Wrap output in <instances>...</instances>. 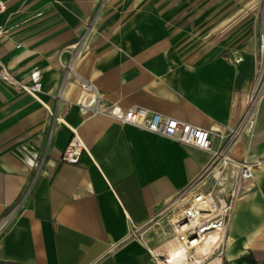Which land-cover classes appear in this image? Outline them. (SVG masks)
I'll use <instances>...</instances> for the list:
<instances>
[{"label":"crops","instance_id":"obj_1","mask_svg":"<svg viewBox=\"0 0 264 264\" xmlns=\"http://www.w3.org/2000/svg\"><path fill=\"white\" fill-rule=\"evenodd\" d=\"M4 1L0 63L18 80L39 82L41 92L37 100L0 87V216L37 172L21 214L0 238V264H162L154 250L170 230L148 221L210 154L87 113L93 97L72 73L105 104L140 106L209 130L216 149L243 113L255 58L176 49L174 36L148 16L164 0H108L110 11L121 10L117 29L113 19L91 22L98 0ZM74 131L85 151L77 164L60 162ZM246 147L249 160L264 159V99L252 137L243 135L233 154ZM246 188L227 227L228 264L264 260L254 253L264 242V162Z\"/></svg>","mask_w":264,"mask_h":264},{"label":"built area","instance_id":"obj_2","mask_svg":"<svg viewBox=\"0 0 264 264\" xmlns=\"http://www.w3.org/2000/svg\"><path fill=\"white\" fill-rule=\"evenodd\" d=\"M5 10L6 3L0 0V15ZM259 20L256 69L245 108L234 126L220 136L222 144L216 149L212 147L209 130L144 107L122 108L114 104H105L92 84L72 73V77L80 83L81 91L93 97V104L83 106L87 113L105 115L120 125L138 127L151 134L194 146L210 154L208 164L199 175L176 192L175 196L148 221L149 228L159 229L162 223L167 222L170 228L169 239L177 247L172 255L167 250L162 252L154 250L155 258L162 264H174V262L209 264L215 260L221 261L227 242V227L234 206L246 192L253 171L264 162L261 158L249 160L248 147L239 156L233 154L243 135L252 137L259 105L264 99V0H262ZM5 32L4 27L0 25V39ZM241 59L239 57L236 61ZM0 81L7 87L27 93L38 100L41 84L37 81L29 84L18 80L14 73L1 63ZM57 99H60V93L57 94ZM84 151V144L74 131L62 150L59 161L77 164ZM36 176L37 172L16 201L0 216V238L12 228L21 214L24 201ZM136 233V230L132 231L129 236H134Z\"/></svg>","mask_w":264,"mask_h":264},{"label":"rangeland","instance_id":"obj_3","mask_svg":"<svg viewBox=\"0 0 264 264\" xmlns=\"http://www.w3.org/2000/svg\"><path fill=\"white\" fill-rule=\"evenodd\" d=\"M110 1L98 0L91 22L98 21L104 25L108 19H113L117 29L121 10L117 11V7L110 11L114 6ZM158 6L160 9L148 12V16L160 20L158 30L174 36L176 49L204 51L211 56L221 55L232 59L247 55L256 57L262 0H164ZM0 87L7 86L0 81ZM168 238L170 235L164 241L170 240ZM259 244L260 252L253 251L261 259L264 258V242ZM245 254L254 259L252 253ZM222 260L209 264H228Z\"/></svg>","mask_w":264,"mask_h":264},{"label":"bare ground","instance_id":"obj_4","mask_svg":"<svg viewBox=\"0 0 264 264\" xmlns=\"http://www.w3.org/2000/svg\"><path fill=\"white\" fill-rule=\"evenodd\" d=\"M258 246H260V245L254 246V248L258 247ZM175 249H177V247L174 245V242L170 239L168 241L166 240L165 243L161 247L157 248L156 252H162V250H167L168 253L172 255V254H174ZM170 264H172V263H170ZM174 264H180V263L174 262Z\"/></svg>","mask_w":264,"mask_h":264},{"label":"water","instance_id":"obj_5","mask_svg":"<svg viewBox=\"0 0 264 264\" xmlns=\"http://www.w3.org/2000/svg\"><path fill=\"white\" fill-rule=\"evenodd\" d=\"M255 264H264V260L260 261V262H257Z\"/></svg>","mask_w":264,"mask_h":264}]
</instances>
